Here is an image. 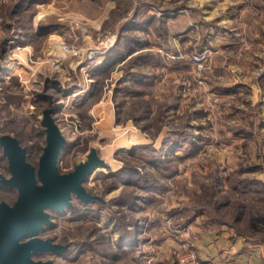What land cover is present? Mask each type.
<instances>
[{"label":"rangeland","instance_id":"obj_1","mask_svg":"<svg viewBox=\"0 0 264 264\" xmlns=\"http://www.w3.org/2000/svg\"><path fill=\"white\" fill-rule=\"evenodd\" d=\"M222 26L227 41L210 47ZM189 31L178 59L172 37ZM203 51L210 59L202 84L187 89L191 58ZM233 63L264 78V0L0 4V133L20 131L35 165L45 146L43 112L53 108L65 139L59 173L91 149L105 163L83 183L97 202L72 198L39 235L67 252L35 260L264 264V134L248 121V92L240 101L228 90L233 78L217 70ZM15 197L0 191V201Z\"/></svg>","mask_w":264,"mask_h":264},{"label":"water","instance_id":"obj_2","mask_svg":"<svg viewBox=\"0 0 264 264\" xmlns=\"http://www.w3.org/2000/svg\"><path fill=\"white\" fill-rule=\"evenodd\" d=\"M53 113V108L43 112L45 146L36 169L27 162L26 149L14 137L0 134L10 175H0V184L17 192L12 205L0 202V264H55L52 260H35L39 254L61 257L67 248L39 237L45 227L55 226L50 214L69 207L72 198L83 205L98 199L86 192L83 183L96 168L105 166L104 161L91 149L85 162L69 173H59L57 161L65 139L51 117Z\"/></svg>","mask_w":264,"mask_h":264},{"label":"crops","instance_id":"obj_3","mask_svg":"<svg viewBox=\"0 0 264 264\" xmlns=\"http://www.w3.org/2000/svg\"><path fill=\"white\" fill-rule=\"evenodd\" d=\"M221 21L225 22L222 19H221ZM228 21L224 24H227ZM191 27L195 28L196 25L190 24L189 28H191ZM224 29H225V27L222 26L220 29L221 33L219 35L217 34L218 36H216L214 39H212V41H211L212 44L209 45L210 47L219 46L220 44H222L224 42L223 40L227 41L226 38H223L226 36V32L224 31ZM191 33L192 32L189 31L188 34H183L180 36L172 37L173 40L176 37L178 38L177 40H175L174 45H180V46H175V51L178 52V59L182 58L184 56L183 55L184 52L182 53L180 51V47L182 45L185 46L189 42L191 43V40L194 37V36H190ZM209 34L211 35L212 32ZM252 34L253 35L255 34V36L257 34V32L255 30H253V28H252ZM208 38L211 39L210 37H208ZM180 39H182V40H180ZM179 41H180V43H179ZM206 41H207V39H206ZM217 70L224 73L229 81H232V78H233V82H228L229 84L227 83L230 87L228 90L230 92H235L237 97H240L239 92H245V91L248 92V98L249 99H247V102H248L247 104L250 108V114L248 115V121H250V124H253V125L257 123L259 125L258 126V131H259L258 134H264V78L262 80L256 81L254 79L253 72L250 69L246 70L242 66H240L238 64H234V63L231 65L228 64L226 67L220 65L217 67ZM239 100L242 101V98L240 97ZM244 102L245 101H243L242 103L244 104ZM239 107H241V106H239ZM253 115H255V116L253 117ZM261 124H262V126H261Z\"/></svg>","mask_w":264,"mask_h":264},{"label":"built area","instance_id":"obj_4","mask_svg":"<svg viewBox=\"0 0 264 264\" xmlns=\"http://www.w3.org/2000/svg\"><path fill=\"white\" fill-rule=\"evenodd\" d=\"M9 0H0V4L4 5ZM207 51L195 53L191 58V63L195 67V71L191 74L190 79L184 82V85L187 89H190L191 86L201 85L202 81L200 79V73L207 67V63L209 62V54ZM239 57V55H233ZM187 259H192V254L188 253L180 257L181 263H186Z\"/></svg>","mask_w":264,"mask_h":264},{"label":"trees","instance_id":"obj_5","mask_svg":"<svg viewBox=\"0 0 264 264\" xmlns=\"http://www.w3.org/2000/svg\"><path fill=\"white\" fill-rule=\"evenodd\" d=\"M17 1H24V0H17ZM5 5V4H4ZM1 6H3V5H1ZM42 126V125H41ZM43 127V126H42ZM16 132H18L17 134H15ZM13 131V132H11V133H13V134H15L14 136H12V137H14L17 141H18V143H19V145L21 146V140L19 141V139H18V134L20 133L21 134V132L20 131ZM44 132V131H43ZM1 135H10V134H2V133H0ZM22 135H24V134H22ZM21 135V136H22ZM11 136V135H10ZM23 147V146H22ZM0 149H1V147H0ZM1 152H2V149H1ZM1 158L3 159V160H5L6 161V164H7V159L3 156V154L1 155ZM27 158V157H26ZM27 160V159H26ZM28 162V161H27ZM30 164V163H29ZM32 165V164H31ZM35 169L37 168V164H33L32 165ZM5 170H6V175H3L2 173H0V175H2V176H4L5 178H8L10 175H9V171H8V167H7V165H6V167H5ZM131 173H133L134 171H130ZM5 189H10V190H15V192H16V189L15 188H8V187H5V186H2L1 184H0V191H3V190H5ZM16 197H17V192H16ZM16 197H15V199H16ZM15 199H14V201H15ZM14 201L12 202V203H7V202H5L6 204H8L9 206L10 205H12L13 203H14ZM0 202H2V200L0 201ZM4 202V201H3ZM92 203H94V202H97V199H93L92 201H91ZM91 202H89V203H91ZM86 205V204H85ZM71 206V205H70ZM70 206L69 207H65V208H70ZM64 208V209H65ZM51 215V214H50ZM51 219H52V215H51ZM258 220V222L260 221L259 219H257ZM257 220H255V218H253V220H252V223H254V224H256L257 223ZM50 239V238H49ZM52 240V239H51ZM52 242L54 243V244H56L53 240H52ZM58 245H61V246H67V248H66V250L63 252V254H65L66 252H67V250H68V245H64V244H58ZM47 255H51V256H55V255H53L52 253H48ZM62 256V255H61ZM53 261V260H52ZM54 262V261H53Z\"/></svg>","mask_w":264,"mask_h":264}]
</instances>
